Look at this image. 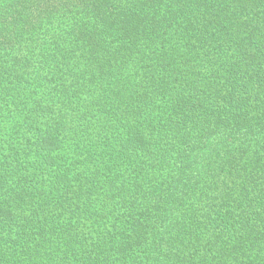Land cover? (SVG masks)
I'll return each instance as SVG.
<instances>
[{
    "label": "trees",
    "instance_id": "trees-1",
    "mask_svg": "<svg viewBox=\"0 0 264 264\" xmlns=\"http://www.w3.org/2000/svg\"><path fill=\"white\" fill-rule=\"evenodd\" d=\"M0 264H264V0H0Z\"/></svg>",
    "mask_w": 264,
    "mask_h": 264
}]
</instances>
